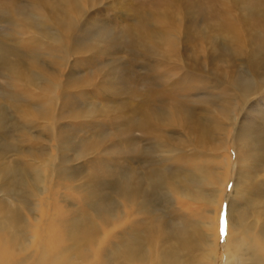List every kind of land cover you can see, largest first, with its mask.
Instances as JSON below:
<instances>
[{"label":"rangeland","instance_id":"1","mask_svg":"<svg viewBox=\"0 0 264 264\" xmlns=\"http://www.w3.org/2000/svg\"><path fill=\"white\" fill-rule=\"evenodd\" d=\"M35 3L0 0V168L5 164V175L0 174V221L17 208L27 221L26 227L19 222L22 233L15 238V248H29L28 233L37 232L39 225L29 227L36 213L43 219L40 224L47 221L54 231L50 240L41 236L50 242V264H115L120 225L138 224L135 219L153 213L161 218V225L169 215L178 218L186 212L195 220L214 222L221 243L228 227L226 206L238 176L235 127L227 130L229 140L223 150L220 135L204 142L216 156L213 160L205 154L188 156L196 147L203 148L202 137L182 131L180 135L194 137L185 149L181 141L174 142L180 127L162 119L178 113L191 119L192 108L203 112L221 103L212 97L221 92L215 85L226 72L239 77L243 66L250 69L246 55L252 50L250 41L261 51L264 65V0H81L76 4L46 0L41 6L45 10L47 6L65 11L64 18L76 22L69 33L46 23L40 4ZM234 27L241 35L239 41L231 39L237 37ZM262 87L255 94L257 100L264 99ZM227 90L229 85L222 91L225 96L230 94ZM252 101L254 96L245 106L238 102L240 109L244 107L236 112L239 118L247 110L264 118V106ZM172 130L178 132L170 138ZM254 131L257 156L248 161L253 167L248 168L245 196H234L240 204L259 201L260 208L249 214L250 220L258 218L253 233L259 236L264 221V133ZM159 142L183 150L168 162L182 170L191 171L203 162L204 170L196 171L209 175L218 188L215 173L220 168L226 180L217 198L223 203L220 225L215 223L218 205L182 198L174 209L165 193L153 198L157 212L151 203L142 207V214L131 208L135 219L114 218L117 205L121 206L114 193L117 175L132 165H142L145 171L146 159L169 157L159 152ZM47 152L50 165L41 162ZM14 165L29 175L20 176L22 169L12 170ZM38 170L50 180L46 195L38 197L41 203L49 195L50 209L37 208ZM167 186L175 193L172 185ZM194 186L212 190L208 181ZM256 244L264 261V243ZM191 248L185 264H205L201 253L205 250L192 243ZM9 256L5 252L0 262L8 264L16 258L4 259ZM35 257L20 261L38 264Z\"/></svg>","mask_w":264,"mask_h":264},{"label":"bare ground","instance_id":"2","mask_svg":"<svg viewBox=\"0 0 264 264\" xmlns=\"http://www.w3.org/2000/svg\"><path fill=\"white\" fill-rule=\"evenodd\" d=\"M80 1L81 0H73V3L76 4ZM35 2L36 5L40 4L39 7L46 23L50 24L53 22L58 26H62L68 33L76 26V22L73 19L66 20L64 18L65 11H54L47 6L45 7L49 10H45L41 6H44L43 4L46 0H35ZM235 30L236 27H234V31ZM235 34L237 37L232 36L231 39L239 41L241 35H239L237 31H235ZM253 36L256 39L254 33ZM169 40H172V35H170ZM250 43L252 50L249 52L246 51L247 59L250 63V69L243 66L242 73H239V77L237 75L238 78L234 77L230 72H226L225 75L222 76L221 81H218L219 85H215V88L219 89L221 92L212 97L221 101V103H214L213 109L208 108L203 110V112L192 108L190 112L191 119L187 118L184 120L180 113L167 115L165 119H162L164 124L167 123L170 126L180 127L181 130H179L180 132L178 134V131H169L171 133L170 138L176 137L175 134H177V137L179 138H177L178 140L173 138L174 142L181 141V143L185 144L183 146L185 149L187 144L194 142V137L192 138V136H186L184 134L180 135L182 131L187 132L189 130V134H194V136L199 133L202 139L199 137L198 139H200L199 141L202 144H204L207 139H214L216 136L220 135L221 139L218 140V143L223 150L226 146V142L229 140L226 136L227 130L230 127H235L233 140L236 148V157L239 162L238 176L236 180L234 179L236 182L233 186L234 194L232 193V196L230 194L231 198L229 197L230 201H228L226 206L228 227L227 230H224L221 243L220 239H218L217 233L213 230L214 222L195 220L192 218L191 213L186 212L181 216L177 215L178 218L169 215V218L165 219L166 222L162 225L160 224V222L162 223L161 218L154 216V213L150 214L151 217L148 218H132L134 217L132 212L133 209H131L133 207H135L137 211L136 214H142L144 212V209L142 208L144 205H151V203H154L153 207L155 208L153 211L157 212L156 207H158V203H155L153 198L165 193L163 196L168 199L167 203L170 205V208L173 207L174 209L179 208V202L182 198L194 202L204 201L209 206L218 205L219 210L217 211V221L215 223L220 225L219 215L222 216L223 203H220L217 198L218 193L224 192L222 188L226 184V180L222 179L220 176L222 174L220 168H217L218 171L215 173L218 178L217 184L221 186V188H218V186L214 187L212 185L214 181L209 180V175L207 176V174H205L203 176L196 171L197 169L204 170L203 162L197 164L196 169H191V171L189 168L187 170H182L181 167H176L177 165L174 166L175 163L172 165L173 163L171 164L168 162L173 160L176 156L179 157L181 153H183V150L177 151V147H173V143L171 142H168V144L159 142V152L166 153L169 157H161L158 158L159 160L153 159L152 161L149 159L150 162L146 159V162H144L146 165L145 171L141 169L142 165H132L125 170L123 175H117L115 179L114 193L116 194V198L118 197V200L121 201V206L119 204L117 205L118 207L116 206L117 208L116 212H114V218H129V220L135 219V222H138V224H134L133 222L128 223L129 225H120L121 227H119L117 231L120 238H117L118 242H116L114 252L115 264H185L189 257L188 248L193 253L191 243L193 246H196L197 248L201 247L205 250L201 252L205 264H220L221 262L223 264H244V262L247 263L248 261L251 262V264H264L256 244V241L260 246L264 243V221L261 223V228L258 231L259 236H254L253 231L258 222V218H254L253 220L249 219V214L251 213L253 215L254 210L260 208L259 201L253 199L246 204H240L234 196H245V184L248 182L247 178L249 175L248 168L250 169V167H253L248 164V161L252 162V159L257 156L253 131L255 130L254 133H264V127L261 121L264 120V118H257L255 114H252V111L249 112V110H247L248 107H245L247 114L240 117L243 118V120L238 117V114H236L237 110L242 111L244 109V107H241L242 109H240V106L238 107V102L245 106L250 100H252L253 96L254 101H256V92L262 87V84L264 86V65H261L260 63L262 53L258 48L254 47L255 44H253V41H250ZM227 85H229V90H227L226 93L230 94L225 96L222 91ZM255 105L264 106V99L257 100ZM255 105H253V108ZM261 111H264V108L261 109ZM169 132L167 131V133ZM181 138H183V140ZM207 146L208 145L204 144L202 149L196 147L193 151L189 152L188 156L195 154V157H198L205 154L214 160L216 156L213 155L212 152V154L210 153L211 148H208ZM46 155L47 157L41 162L45 165H50V163H52V160L50 161L49 159L51 153L47 152ZM244 155L246 158L242 157ZM4 167L5 164L0 168V174H3V176L5 175ZM38 167L40 168L41 166L38 165ZM16 168L19 172H21L22 169V174L20 176L29 175L23 167L19 168L14 165L12 170L15 171ZM35 172L37 173L36 178L38 179L37 208H39V206H44L45 208L50 209L51 199L49 195L41 200V203L39 200L44 194L46 195L47 183H49L50 180L46 178L48 177L47 173L39 170ZM48 172L49 174L52 173L50 170H48ZM202 181H208L212 186V190L206 191L200 186H194ZM167 185H172L175 189V193L172 188ZM1 193L2 191H0V194ZM3 196H5V194ZM127 206L130 207L129 210L126 208ZM140 208L143 210L140 211ZM19 211V208L10 210L3 220L0 221V259L3 258V254L6 252L10 254V256L4 259L10 260L13 257H16L8 264H15L17 260H19L18 264H26L20 260H23V258L26 260L27 256L28 258L36 256L35 259L38 261V264H40L41 261L42 264H50V242L46 241V237L41 236L42 234H46L47 239L50 240L49 237L52 236V233L54 234V231L51 228V225L49 223L47 224V221L44 220L46 222L44 226L40 224V220L43 219L40 217L39 213H36L33 218L30 217L31 223L29 227L31 229L35 224L39 225L37 227V232L33 233L32 230L28 233V235L30 234L27 237V246H29V248H22L20 244V248L18 247L19 249L15 248V246H17L15 238H20L22 233L19 228V222H23L25 227L27 226V221L23 219ZM262 211L264 214V210ZM56 218L58 219V215ZM204 227H206L207 231H204ZM126 229H129V231L127 232ZM5 231H7V233H5ZM36 235L38 239L35 241L34 239ZM218 252L223 253L220 254ZM219 255H221V257ZM0 264L2 263L0 262Z\"/></svg>","mask_w":264,"mask_h":264}]
</instances>
